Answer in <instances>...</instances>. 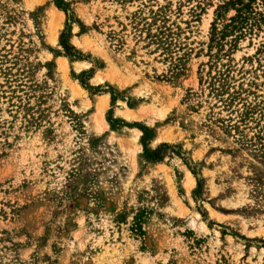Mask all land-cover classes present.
Listing matches in <instances>:
<instances>
[{
    "label": "rangeland",
    "instance_id": "rangeland-1",
    "mask_svg": "<svg viewBox=\"0 0 264 264\" xmlns=\"http://www.w3.org/2000/svg\"><path fill=\"white\" fill-rule=\"evenodd\" d=\"M65 1L81 60L55 0H0V264H264V22L231 50L230 0Z\"/></svg>",
    "mask_w": 264,
    "mask_h": 264
},
{
    "label": "trees",
    "instance_id": "trees-1",
    "mask_svg": "<svg viewBox=\"0 0 264 264\" xmlns=\"http://www.w3.org/2000/svg\"><path fill=\"white\" fill-rule=\"evenodd\" d=\"M257 3V0H230L225 3L224 6H221L220 9H225V11L235 10L236 15L230 18L229 23H227L221 31H218L216 27H214L213 33V43L221 44L222 41H225L227 45L230 46V49L233 50L236 48L237 42L241 37L244 36L246 30L251 20L253 19L256 23L258 21L264 22V16L261 13H257L254 10V5ZM56 7L63 11L67 16V27L64 33L62 34V45L64 47L65 52L71 56L75 57L78 60H81V56L74 52V48L68 44V39L71 37V25L75 22V18L71 13V9L69 3L65 0H55ZM260 17V18H259ZM252 30V29H249ZM230 39V40H229ZM84 80H81V83L85 88L91 90L92 87L88 85V79H90L91 74L82 73L81 74ZM100 91V88H97V92ZM117 99L116 96L111 93V103L112 106L115 105ZM108 122L111 125L112 130H118L121 128H139L142 132L141 136V144L144 148V157L150 162L161 163L165 160L166 153L168 150L172 149L168 144L163 143L159 147L153 149L151 147V143L156 138L155 131L147 126H138L136 124L127 123L123 119H113L111 116V111L108 114ZM178 157H180L184 163L189 167L192 173L197 177L198 173L195 168H192L189 164V160L183 155V151L181 149L172 150ZM198 182V190L202 187V180L197 177Z\"/></svg>",
    "mask_w": 264,
    "mask_h": 264
},
{
    "label": "bare ground",
    "instance_id": "bare-ground-1",
    "mask_svg": "<svg viewBox=\"0 0 264 264\" xmlns=\"http://www.w3.org/2000/svg\"><path fill=\"white\" fill-rule=\"evenodd\" d=\"M41 1H45V0H41ZM55 13V12H54ZM63 14V13H62ZM61 15V14H60ZM80 65V64H79ZM85 66V65H84ZM81 68V66L79 67V69ZM99 81H101L102 79L101 78H99L98 79ZM104 106H105V104L103 103V102H101L100 104H99V106H98V109H99V111L102 113V111L104 110ZM143 115V114H142ZM142 115H140V116H138V115H133L132 114V116L129 114V115H127V118L128 119H132V118H142ZM161 139L159 138V139H157L156 141L157 142H159ZM134 141V140H133ZM136 142V141H135ZM186 175H187V172H186ZM186 181H187V187H188V189H192L193 187H194V185H195V183H196V181H195V179H194V177L192 176V174L190 173V172H188V175H187V177H186Z\"/></svg>",
    "mask_w": 264,
    "mask_h": 264
},
{
    "label": "crops",
    "instance_id": "crops-1",
    "mask_svg": "<svg viewBox=\"0 0 264 264\" xmlns=\"http://www.w3.org/2000/svg\"><path fill=\"white\" fill-rule=\"evenodd\" d=\"M101 102H103L104 103V101H101ZM105 104V103H104ZM104 108H105V106H104Z\"/></svg>",
    "mask_w": 264,
    "mask_h": 264
}]
</instances>
